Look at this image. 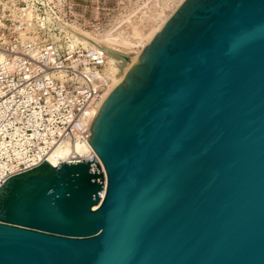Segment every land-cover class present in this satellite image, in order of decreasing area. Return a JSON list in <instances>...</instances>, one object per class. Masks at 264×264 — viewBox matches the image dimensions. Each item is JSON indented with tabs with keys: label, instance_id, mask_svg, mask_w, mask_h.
Instances as JSON below:
<instances>
[{
	"label": "water",
	"instance_id": "obj_1",
	"mask_svg": "<svg viewBox=\"0 0 264 264\" xmlns=\"http://www.w3.org/2000/svg\"><path fill=\"white\" fill-rule=\"evenodd\" d=\"M91 130L0 187V264H264V0H184Z\"/></svg>",
	"mask_w": 264,
	"mask_h": 264
},
{
	"label": "built area",
	"instance_id": "obj_2",
	"mask_svg": "<svg viewBox=\"0 0 264 264\" xmlns=\"http://www.w3.org/2000/svg\"><path fill=\"white\" fill-rule=\"evenodd\" d=\"M182 2L121 0L120 15L147 27ZM98 3L0 0V187L65 143L88 144L113 78L104 45L79 42L72 30L99 36ZM91 154L73 155L71 162Z\"/></svg>",
	"mask_w": 264,
	"mask_h": 264
},
{
	"label": "bare ground",
	"instance_id": "obj_3",
	"mask_svg": "<svg viewBox=\"0 0 264 264\" xmlns=\"http://www.w3.org/2000/svg\"><path fill=\"white\" fill-rule=\"evenodd\" d=\"M175 11L176 8L167 12L160 20H153L150 28L148 27V32L134 25L135 27L133 30V37L137 40L136 43L139 44H137L139 46V49L136 50L134 49L136 43L130 38V36H125L122 32H114L116 28L114 31H106L104 33V38H98L91 33L81 34L79 38H77V32L75 31L76 29L72 31L74 32V36L77 41L92 45L100 42L107 49L109 53L110 71L112 72L113 77H115V75L117 76V79L113 82L114 89L126 78L127 73L133 68L136 61L142 55L143 49L150 43L153 36L163 27V25L168 21V19ZM129 51L135 54L131 55V52ZM90 151H93V154L89 155V158L97 155L90 141H88V144H83L80 142L65 143L64 145L60 146L55 151L50 153L47 159L53 165H59L62 161L71 162V160H73V155H86L89 154Z\"/></svg>",
	"mask_w": 264,
	"mask_h": 264
},
{
	"label": "rangeland",
	"instance_id": "obj_4",
	"mask_svg": "<svg viewBox=\"0 0 264 264\" xmlns=\"http://www.w3.org/2000/svg\"><path fill=\"white\" fill-rule=\"evenodd\" d=\"M90 1H99L98 4H100L102 8V17H103V23L101 25L100 33L98 38H104L105 37V32L108 30H116L114 32L120 33L122 32L125 36H130V38L136 43V39L133 37V30L134 27L137 26L140 29H143L144 31L148 32L151 23L147 27H140V24L136 22H128L124 21V17L120 15V12H122V6L121 0H90ZM106 17V19H105ZM135 25V26H134ZM149 27V28H148ZM77 32L76 37L79 38L81 34H85L82 31L75 30ZM136 43L134 49H139V44ZM131 52V51H129ZM131 55L135 54L133 52L130 53ZM112 81V87H113V82L117 79V76L113 77Z\"/></svg>",
	"mask_w": 264,
	"mask_h": 264
}]
</instances>
